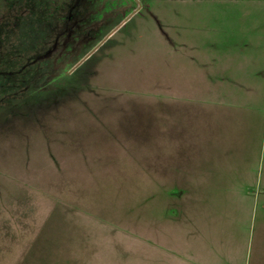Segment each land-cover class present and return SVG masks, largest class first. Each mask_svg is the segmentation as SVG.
<instances>
[{
    "label": "rangeland",
    "instance_id": "1",
    "mask_svg": "<svg viewBox=\"0 0 264 264\" xmlns=\"http://www.w3.org/2000/svg\"><path fill=\"white\" fill-rule=\"evenodd\" d=\"M166 7L0 0V264H264V72L178 85Z\"/></svg>",
    "mask_w": 264,
    "mask_h": 264
},
{
    "label": "crops",
    "instance_id": "2",
    "mask_svg": "<svg viewBox=\"0 0 264 264\" xmlns=\"http://www.w3.org/2000/svg\"><path fill=\"white\" fill-rule=\"evenodd\" d=\"M161 1L171 6L165 11L173 10L175 14L177 68L188 70L181 74L184 78L178 80V85H247L251 83L246 81L262 78L258 73L264 72V0ZM152 13L156 14L154 10ZM165 34L170 39L171 34ZM245 53H248L244 59L248 62L247 69L231 68L230 64L235 61L234 58L231 62L233 56ZM256 181L261 183L257 191L236 197L241 215L245 213L246 226L250 224L247 225L251 214V229L258 215L259 220L264 218V176H258ZM237 247L226 258H198L197 264H249L251 242L245 237L239 250Z\"/></svg>",
    "mask_w": 264,
    "mask_h": 264
}]
</instances>
